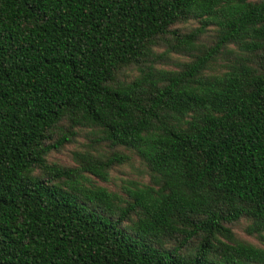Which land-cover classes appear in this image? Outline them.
Segmentation results:
<instances>
[{
  "label": "trees",
  "instance_id": "1",
  "mask_svg": "<svg viewBox=\"0 0 264 264\" xmlns=\"http://www.w3.org/2000/svg\"><path fill=\"white\" fill-rule=\"evenodd\" d=\"M78 128L110 150L50 162ZM117 147L148 182L93 179ZM241 219L264 239V0H0V264H264Z\"/></svg>",
  "mask_w": 264,
  "mask_h": 264
},
{
  "label": "rangeland",
  "instance_id": "2",
  "mask_svg": "<svg viewBox=\"0 0 264 264\" xmlns=\"http://www.w3.org/2000/svg\"><path fill=\"white\" fill-rule=\"evenodd\" d=\"M199 25L197 19H190L186 22H180L174 27L179 29L182 33L188 32L191 28ZM217 33V26L211 24L207 27V30L199 39V43H204L206 45H211L214 42L215 35ZM167 44H161L156 48L157 52H163L166 50ZM234 51L240 52V49L235 45L230 46ZM192 54L190 52L177 53L171 52L162 58L158 66L177 69L179 64L185 61L191 60ZM234 59V54H231L228 50L223 49L220 54L217 55L216 60L211 65V71H221L224 69L225 64L229 60ZM137 71L134 68H128L121 74V78L133 77ZM89 128H78V133L73 139V141L66 143L60 150H53L48 155V160L50 162H57L63 165H76L77 161L75 159V152L91 150L92 152H104L109 151V147L106 144H99L96 147H91L90 137L91 133ZM122 152L129 155V160L124 164L116 165L110 170V179L104 181L102 179L93 177V179L102 186L107 187L111 191L120 192L123 184L128 180H137L140 182L149 181V172L146 165L142 162L140 157L132 150L125 147H117ZM249 221L247 219H241L232 225V229L235 235L242 241L254 244L259 247L264 248V239L259 237L257 234H249L246 230Z\"/></svg>",
  "mask_w": 264,
  "mask_h": 264
}]
</instances>
